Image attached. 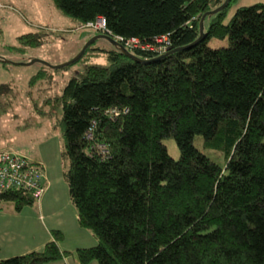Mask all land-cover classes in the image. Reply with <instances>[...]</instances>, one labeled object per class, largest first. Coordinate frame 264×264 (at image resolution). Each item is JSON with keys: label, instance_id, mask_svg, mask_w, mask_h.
<instances>
[{"label": "trees", "instance_id": "16d2710c", "mask_svg": "<svg viewBox=\"0 0 264 264\" xmlns=\"http://www.w3.org/2000/svg\"><path fill=\"white\" fill-rule=\"evenodd\" d=\"M50 1L78 27L102 17L112 36L151 44L166 35L169 46L162 55L126 50L140 63L91 43L79 59L105 65H86L41 101L42 118L60 132L76 224L95 245L60 251L62 235L51 230L40 252L0 264H264V4L225 21L236 0L213 15L223 0ZM202 15L206 28L191 45ZM211 38L227 46L208 48ZM196 135L223 166L193 147ZM167 137L177 160L161 144ZM0 203L14 213L34 204L15 190Z\"/></svg>", "mask_w": 264, "mask_h": 264}, {"label": "rangeland", "instance_id": "374dc122", "mask_svg": "<svg viewBox=\"0 0 264 264\" xmlns=\"http://www.w3.org/2000/svg\"><path fill=\"white\" fill-rule=\"evenodd\" d=\"M240 2L245 3L241 0L230 4L225 21L240 7ZM0 4L3 5L0 10V58L4 62H0V86L6 88L0 98L3 107L0 110V143L31 160L41 161L44 164V173L48 176L47 193L56 199L60 209L74 212L62 178L65 162L60 158V132L53 127V120L46 121L42 118L40 104L43 99L58 95L68 79L78 77L86 65L103 66L106 62L101 56L88 59L83 57L60 69H49L38 62L50 66L64 64L79 52L86 41L97 34L84 28V25L78 27L71 18L62 15L50 0H0ZM206 25L207 21H204L203 30ZM91 46L110 48L102 39L95 40ZM226 46V38H211L207 42V47L211 49ZM36 75L38 77L30 86L29 79ZM161 144L167 155L172 160H177L178 150L172 138L162 139ZM192 145L216 165L223 166V154L205 147L201 136H194ZM13 214L15 213L11 204H1L0 222ZM27 214L35 218L34 205L23 207L20 218ZM85 232L89 234L88 231ZM15 245L16 243L12 247ZM7 247L5 242H0V259L12 257L14 249ZM67 264H77L75 257L68 259Z\"/></svg>", "mask_w": 264, "mask_h": 264}, {"label": "crops", "instance_id": "0c3cea01", "mask_svg": "<svg viewBox=\"0 0 264 264\" xmlns=\"http://www.w3.org/2000/svg\"><path fill=\"white\" fill-rule=\"evenodd\" d=\"M243 2L245 3L240 2V7H246L250 4H264V0H243ZM0 145L3 148H8L1 143ZM32 160L41 164V161L37 159ZM41 165L45 169L44 164L42 163ZM46 187L47 189L38 204H32L35 206V218L27 214L21 219L22 208L18 213L8 216L7 219L3 218L4 221L0 222V242H5L8 245V249H14L11 254L12 257L30 252H40L44 244L52 240L49 234L51 230L58 231L62 235L61 241L57 243L60 251L71 252L75 249L90 248L95 245V240L92 236L85 232L86 230L84 231L77 226L75 212H71L69 209H60L57 206L56 199L54 197L51 198L47 193L49 190L48 185ZM14 243L16 245L13 248L12 245ZM68 259L70 258L64 260L65 264H67Z\"/></svg>", "mask_w": 264, "mask_h": 264}, {"label": "built area", "instance_id": "2783aa9c", "mask_svg": "<svg viewBox=\"0 0 264 264\" xmlns=\"http://www.w3.org/2000/svg\"><path fill=\"white\" fill-rule=\"evenodd\" d=\"M2 8L3 5L0 4V10ZM83 27L111 38L129 52L141 51L162 55L169 46L166 35L154 38L151 44L140 43L135 38L122 39L112 36L106 30L102 17H97L94 21L84 24ZM86 138H89V134ZM9 190L29 195L32 201L38 204L46 190V176L42 166L32 164L31 160L23 155L0 145V194Z\"/></svg>", "mask_w": 264, "mask_h": 264}, {"label": "water", "instance_id": "95a60500", "mask_svg": "<svg viewBox=\"0 0 264 264\" xmlns=\"http://www.w3.org/2000/svg\"><path fill=\"white\" fill-rule=\"evenodd\" d=\"M230 0H223V2L221 3L220 6H218L217 8H215L214 10L208 12L207 14L208 15H213L219 11H221L228 3H229ZM205 15H202L199 19V22H198V37L196 38V40L191 44V45H194L195 43H197L202 35H203V27H202V22H203V19H204ZM97 39H102V40H105L110 46L112 47H115L118 49V51L120 53H122L123 55H125L127 58H129L130 60L132 61H135V62H144L143 60H140L138 58H136L135 56H133L132 54H130L129 52H127L122 46H120L119 44H117L114 40H112L111 38L107 37V36H104L102 34H98L92 38H90L88 41L85 42V44L82 46V48L79 50V52L68 62L64 63V64H61V65H58V66H50L44 62H38L39 64L45 66V67H48V68H51V69H60L62 67H65V66H68L72 63H74L75 61H77L81 55L83 54L84 50L91 44L93 43L95 40ZM187 47H190L187 46ZM186 47V48H187ZM3 59L0 58V62H2ZM4 63V62H3ZM6 63V62H5Z\"/></svg>", "mask_w": 264, "mask_h": 264}]
</instances>
